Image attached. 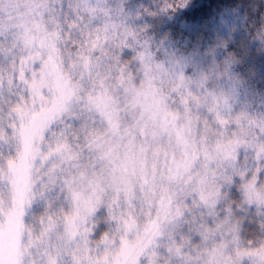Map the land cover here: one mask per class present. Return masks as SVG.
<instances>
[{
    "label": "clouds",
    "instance_id": "clouds-1",
    "mask_svg": "<svg viewBox=\"0 0 264 264\" xmlns=\"http://www.w3.org/2000/svg\"><path fill=\"white\" fill-rule=\"evenodd\" d=\"M0 264H264V0H0Z\"/></svg>",
    "mask_w": 264,
    "mask_h": 264
}]
</instances>
